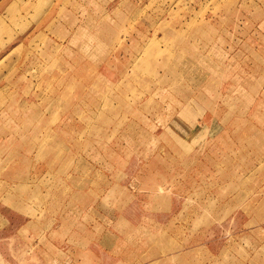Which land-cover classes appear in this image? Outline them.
<instances>
[{"label":"rangeland","instance_id":"rangeland-1","mask_svg":"<svg viewBox=\"0 0 264 264\" xmlns=\"http://www.w3.org/2000/svg\"><path fill=\"white\" fill-rule=\"evenodd\" d=\"M75 178L105 198L82 210L264 211V0H0V264L70 263L39 219ZM245 237L233 262L264 264V226Z\"/></svg>","mask_w":264,"mask_h":264},{"label":"crops","instance_id":"crops-1","mask_svg":"<svg viewBox=\"0 0 264 264\" xmlns=\"http://www.w3.org/2000/svg\"><path fill=\"white\" fill-rule=\"evenodd\" d=\"M24 150L25 160L33 161L37 158L43 165L42 170L59 166L57 162L52 163L58 159L56 150L40 153L35 147H25ZM252 167L253 165H249L247 169ZM76 168L79 170V164ZM80 183V180L75 178L71 180V184L47 182L43 185H67L73 190V194L65 198L57 194L47 197L42 195V201L48 206L39 219L40 227L45 226L46 230L51 226L55 227L56 244L71 252L69 264H238L232 259L234 236H249L245 238L249 242H255L250 236L254 234V229L264 226V211L256 206H249L245 213L243 207H238L224 217L223 221L211 225L208 224V217L202 213L200 224L193 226V216L190 212L177 214L171 210H160L153 205H147V198L157 200V196L153 194L133 195L130 199L125 195L121 196L120 202L123 205L119 210H82L85 206L81 208V203L93 204L105 198H95L85 190L81 194L80 188L85 185ZM67 202H71V209L64 206ZM255 207L257 215L252 214ZM179 214L184 222L177 221ZM23 215L27 218L26 213ZM35 223L36 220L28 219L24 221L23 226L28 229ZM212 228L214 231H211ZM210 233L216 235V238L209 236ZM217 235H220L219 240ZM211 241L213 243H210ZM225 256L232 262L225 263ZM243 264H250L249 259Z\"/></svg>","mask_w":264,"mask_h":264}]
</instances>
